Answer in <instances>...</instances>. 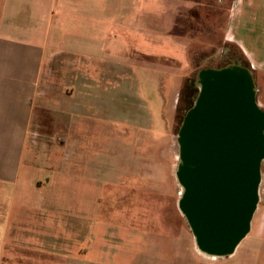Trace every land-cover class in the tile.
<instances>
[{
  "label": "rangeland",
  "instance_id": "374dc122",
  "mask_svg": "<svg viewBox=\"0 0 264 264\" xmlns=\"http://www.w3.org/2000/svg\"><path fill=\"white\" fill-rule=\"evenodd\" d=\"M181 3L171 34L185 45L160 33L157 9L148 26L124 33L135 51L121 53L115 72L106 61L103 73H43L26 168L17 184H0V264L234 261L198 248L177 170L199 71L242 56L228 44V0ZM160 34L163 43L154 44ZM252 75L264 110V82ZM261 174L260 188L264 161Z\"/></svg>",
  "mask_w": 264,
  "mask_h": 264
},
{
  "label": "crops",
  "instance_id": "0c3cea01",
  "mask_svg": "<svg viewBox=\"0 0 264 264\" xmlns=\"http://www.w3.org/2000/svg\"><path fill=\"white\" fill-rule=\"evenodd\" d=\"M181 1L0 0L1 185L17 184L21 166L26 168L43 73H60V69L63 73H103L106 61L115 72L121 53L135 51V43L126 36L130 29L138 23L148 26L158 10L164 16L160 33L170 32L176 42L184 44L171 34L172 18ZM228 4V44L239 51L246 69L264 82V0H228ZM157 38L153 43L160 45L165 35ZM125 62L135 65L130 57ZM63 109L73 123L74 109ZM239 245L231 255L217 258L233 259L231 264H264V179L250 229Z\"/></svg>",
  "mask_w": 264,
  "mask_h": 264
},
{
  "label": "water",
  "instance_id": "95a60500",
  "mask_svg": "<svg viewBox=\"0 0 264 264\" xmlns=\"http://www.w3.org/2000/svg\"><path fill=\"white\" fill-rule=\"evenodd\" d=\"M198 78L179 133L180 207L198 248L225 257L248 233L260 199L264 110L247 69H206Z\"/></svg>",
  "mask_w": 264,
  "mask_h": 264
},
{
  "label": "flooded vegetation",
  "instance_id": "af4514ba",
  "mask_svg": "<svg viewBox=\"0 0 264 264\" xmlns=\"http://www.w3.org/2000/svg\"><path fill=\"white\" fill-rule=\"evenodd\" d=\"M225 52V51H224ZM233 64V65H232ZM234 64L235 65H238L239 67H240V69L241 70H246V68H247V66L245 65V63L242 61V59H240V58H235L234 57V59H231V62L230 63H227V64H225V65H223V66H213V65H210V66H208V68H211V69H216V70H220V69H225V68H227V67H231V66H234ZM205 72V70L204 69H201L200 71H199V73H204ZM240 73H243L242 71L240 72ZM245 73V72H244ZM197 88H198V94H199V92H200V86L199 85H197ZM197 97H198V95H197ZM197 99V98H196ZM196 101V100H195ZM195 101L193 102V105H192V107L194 106V103H195Z\"/></svg>",
  "mask_w": 264,
  "mask_h": 264
},
{
  "label": "bare ground",
  "instance_id": "6f19581e",
  "mask_svg": "<svg viewBox=\"0 0 264 264\" xmlns=\"http://www.w3.org/2000/svg\"><path fill=\"white\" fill-rule=\"evenodd\" d=\"M200 85H202V82H201V81H199V86H200ZM181 188H182V187H181ZM181 190H182V189H181Z\"/></svg>",
  "mask_w": 264,
  "mask_h": 264
}]
</instances>
